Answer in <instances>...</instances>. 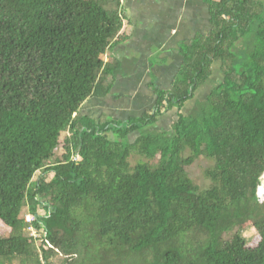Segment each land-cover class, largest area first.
Wrapping results in <instances>:
<instances>
[{
	"label": "trees",
	"instance_id": "trees-1",
	"mask_svg": "<svg viewBox=\"0 0 264 264\" xmlns=\"http://www.w3.org/2000/svg\"><path fill=\"white\" fill-rule=\"evenodd\" d=\"M205 1L210 31L182 48L156 111L121 127L77 114L113 85L121 0H0V264H264V0ZM214 62L204 101L142 131ZM199 158L204 188L187 172Z\"/></svg>",
	"mask_w": 264,
	"mask_h": 264
},
{
	"label": "crops",
	"instance_id": "crops-1",
	"mask_svg": "<svg viewBox=\"0 0 264 264\" xmlns=\"http://www.w3.org/2000/svg\"><path fill=\"white\" fill-rule=\"evenodd\" d=\"M120 7L124 39L103 55L105 62L116 65L111 90L87 98L77 114L95 123L104 119L128 127L156 111L158 92L171 88L181 67L182 48L207 35L211 23L205 0H121ZM205 87H198L179 111L164 107L142 131H170L178 113L188 114L197 98L204 101L210 91ZM107 135L113 138L111 131ZM137 137V130L127 136L130 142Z\"/></svg>",
	"mask_w": 264,
	"mask_h": 264
},
{
	"label": "rangeland",
	"instance_id": "rangeland-1",
	"mask_svg": "<svg viewBox=\"0 0 264 264\" xmlns=\"http://www.w3.org/2000/svg\"><path fill=\"white\" fill-rule=\"evenodd\" d=\"M212 68H213V73H212L209 81L206 84H204L206 86L205 90H207V91H209L212 87H214L218 83V81L221 80V78H222V74L219 71V63L214 62L212 64ZM199 100H201V99L200 98L195 99L194 103H196V102L198 103ZM64 135H66V133L60 134V140L63 139ZM62 151H63V144L61 141L59 143V146L57 148L56 153L60 154ZM129 161L133 165L136 161L137 162H143L144 160L139 159L138 156L132 155L130 157ZM209 165H210V161L205 160L204 158H199L192 165L187 167V172L189 174V177L201 188H204L209 184V181L207 179H205L203 177V174H202L203 169ZM38 173H39V171H38ZM254 234H255V231L252 227H247L243 231H241V235L245 239V241L252 239ZM35 239H36V243H38L39 240L37 238H35Z\"/></svg>",
	"mask_w": 264,
	"mask_h": 264
},
{
	"label": "built area",
	"instance_id": "built-area-1",
	"mask_svg": "<svg viewBox=\"0 0 264 264\" xmlns=\"http://www.w3.org/2000/svg\"><path fill=\"white\" fill-rule=\"evenodd\" d=\"M256 197L259 203L263 202L264 200V173L260 177V185L257 187ZM24 220L25 222L29 223L32 221V218L30 216H25ZM27 230L29 231L30 236L37 238L39 241L41 240L39 239V236L35 234V230L30 225H28Z\"/></svg>",
	"mask_w": 264,
	"mask_h": 264
},
{
	"label": "clouds",
	"instance_id": "clouds-1",
	"mask_svg": "<svg viewBox=\"0 0 264 264\" xmlns=\"http://www.w3.org/2000/svg\"><path fill=\"white\" fill-rule=\"evenodd\" d=\"M263 173H264V172H263ZM263 173H262V174H263ZM262 174H261V175H262ZM260 177H261V176H260ZM259 179H260V178H259ZM259 185H260V182H259ZM259 185H258V186H259ZM258 186H257V187H258ZM256 190H257V188H256Z\"/></svg>",
	"mask_w": 264,
	"mask_h": 264
}]
</instances>
